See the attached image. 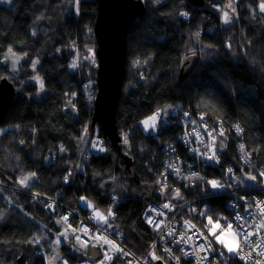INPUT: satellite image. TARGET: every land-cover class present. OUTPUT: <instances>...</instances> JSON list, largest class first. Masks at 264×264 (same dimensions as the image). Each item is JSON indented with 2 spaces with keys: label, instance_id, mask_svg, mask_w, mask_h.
<instances>
[{
  "label": "trees",
  "instance_id": "16d2710c",
  "mask_svg": "<svg viewBox=\"0 0 264 264\" xmlns=\"http://www.w3.org/2000/svg\"><path fill=\"white\" fill-rule=\"evenodd\" d=\"M145 1L146 13L135 20L128 34L126 75L116 110L119 134L127 135L135 162L134 174L127 176L128 187L122 191L114 190L111 182L125 165L122 156L99 125H91L96 61L93 67L70 69L75 46L88 62L86 57L96 48L97 2L12 0L9 5L0 4V79L10 76L2 62L7 49L27 54L17 81L9 77L24 94L0 125L3 182L16 184L21 173H35L29 192L56 198L63 210H79L75 207L82 196L97 207L112 209L126 245L137 254L147 251L153 236L142 218L146 205L166 198L181 202L200 188L193 181L184 182L185 175L159 176L169 160L163 150L181 131L173 106L181 103L190 116L205 113L208 121L222 122L228 136L239 123L245 132L242 143L253 155L251 165L264 169V11L260 10L264 0L236 2L235 17L227 25L220 19L223 0H206L201 7L190 0H155L157 5L151 4L154 0ZM38 21L48 31L35 37L30 27ZM252 50L260 56L257 64L249 58ZM192 55L197 63L178 83L181 67ZM35 59L47 90L39 99L35 98L37 86L30 80ZM169 105L170 123L156 135L147 133L141 121ZM85 134L90 139L106 138V150L87 158L88 150L83 158ZM224 153L228 164L239 163L232 141ZM78 164H83V170ZM164 178L173 182L163 184ZM113 191L126 197L119 198ZM13 197L17 203L13 201L12 206L0 201V264H16L20 258L22 264H46L61 226L29 193L16 192ZM200 200L202 220L229 213L223 194ZM68 255L72 261L85 257Z\"/></svg>",
  "mask_w": 264,
  "mask_h": 264
},
{
  "label": "rangeland",
  "instance_id": "374dc122",
  "mask_svg": "<svg viewBox=\"0 0 264 264\" xmlns=\"http://www.w3.org/2000/svg\"><path fill=\"white\" fill-rule=\"evenodd\" d=\"M223 3H226V5L222 9V12H221L222 15H221L220 19H221V23H223V25H227V24L232 23L231 19L235 17L234 10H235L236 2L234 4V1L223 0ZM0 4L9 5L10 3L5 2V0H0ZM151 4L157 5V2L154 0ZM229 4H231V7H228ZM225 12H227L229 15V22L228 23H225V19H224V13ZM40 24H41V22L38 21V24H36L35 27H34V25L30 27V32L35 37H36L38 32L48 31L44 26H42ZM96 48H97V43H96ZM96 48L93 52L95 53L94 62L96 61V69H97ZM8 50L9 49H7L2 54V62L8 66V70L10 72L9 77L12 78L14 81H17V79H18L17 76H20V74L22 72L21 71V65L27 59V54L17 52L13 49H12V53H9ZM74 52L75 53L70 60V69L72 71H80L81 69H84L90 65L92 66V64H94V62L92 60L89 59V62H88V61L83 60L80 57V54L77 50V46H75ZM74 63L76 64V67H72V65ZM33 64H35V67H33ZM38 67H39V61L37 59H35L31 65L32 76H31L30 80L37 86L35 98L39 99V98H41L47 94V90L44 88V83H43V80L41 78L40 73L38 72ZM36 77H39V79H35ZM95 78H96V74H95ZM41 81L43 83V87H41ZM96 88H97V86H96ZM89 96H90V94H89ZM68 106L73 108V110L75 108V106H73L72 104H69ZM173 107L176 109V106H173ZM171 109H172V106L169 105V106L159 110L157 113L154 114V115L158 114L157 117L161 116V119L156 118L154 128H151V127L145 128L144 124L142 123L143 121L147 120L149 117H151L153 115H150L147 118H145L144 120H142L141 126L143 127V129L147 133L156 135L160 128L165 127L170 123L169 115L171 113ZM178 111H179V115L174 114V109L172 110V114L174 115L175 118H177L179 124L182 122V119H183L184 124H186L187 118H189L190 123L188 126L184 125L183 127L180 124L179 126L181 128V131L178 134L177 139L175 141H170L166 144L163 151H164L165 155L170 154V155H167V157L169 156V160L166 162V164L171 162V159L174 155L179 156L182 159L184 166H185V169H186L185 174H183V176L185 175L184 182L190 183L191 181H193L192 184L193 185L199 184L200 188H199V191L197 192L196 195H194L191 198L186 197L181 202H176V201H173V200L168 199V198H166L164 200H170L173 203H175L179 208H182L181 215L192 217L193 219L200 222L204 227L205 226L204 220L208 221V217H210V216L205 217L204 220H202L200 218V206H199V204L201 203L200 199L201 198H207V197L213 196L215 194H222L219 190L220 186L214 188V187H212L211 184L208 183V181L215 180L218 182L222 173L229 166V164L224 159H223V163L221 164V166H219L218 169H217V167L210 164L211 159L209 157H210L211 146H214L215 150L217 151V129H218V125L221 126V128L223 129L225 136H227V137H229V136L226 135V128L224 127L222 122H217V120H214V121H208L207 119L204 120V118H206L205 113H202L199 116L198 115H196V116L191 115L190 116V114L187 112V109L182 107L181 103H179ZM187 113L189 114V117L186 115ZM201 117H203V120H201ZM204 121L206 124L205 128H203V125H202V122L204 123ZM215 126H217V128ZM232 128L233 127H231V130H232ZM237 129H240V130L238 131ZM244 134H245L244 128L238 123L234 127L233 132H232V137L235 140V144H234L235 153L237 156H241L247 150V147L244 146L242 143L244 141ZM183 135L188 136V139L186 140V142H188V144L184 148L180 147V144L183 141L182 140ZM223 140H224V138L222 139V137H221V141L218 143L220 147H221V142ZM81 144L83 147V150L81 152V155L83 156V158H84V154L88 150L89 151L87 153V158H89V156L92 153L102 154V152H104L106 150V141L101 139L99 135L90 139L89 136L85 134V137H84ZM94 144H96L97 147L94 148L93 147ZM120 145H121L120 147L122 148L121 150L124 151L125 154L131 156V144L129 143L127 135L121 134ZM241 145H243V148H241ZM101 148L103 149L102 151L100 150ZM239 162H240V160H239ZM240 164H241V167H235L234 168V172H235L234 179H235L236 184L239 187V190H241L243 185L247 186V187L249 186L250 190H257L258 188L264 186V177H261L259 175V173L262 172L261 170L255 169L251 165V162L249 164H242L240 162ZM165 165L163 166V168L165 167ZM199 166L204 167V169H201V175L198 174ZM78 167H79V170H83V164H78ZM125 168H126V165H121L119 167V172L116 171L115 174L112 176L111 182L113 183L114 190L122 191L123 188L128 187V181L127 180H129V179L127 176L131 177L132 175L128 172L126 173ZM31 174L32 173H21L18 176V182H16V184H12V185H9L8 183H4V184L1 183L2 181L0 178V183H1V185H0V201L3 202L4 204H8L9 206L14 205V202H16V200L14 199L13 195L16 192L29 193L32 196V200L35 201L34 193L33 194L30 193L29 189H28L35 183L34 182L35 176L31 177L30 179H27L25 181V183L27 184V187H25L23 184L20 183L21 180H24L25 177H30ZM123 175H126L127 178L123 177ZM169 176L175 177L172 174ZM250 176H255L256 179L255 180L249 179ZM163 180H164L163 184H168V183L173 182L172 179H170V178H164ZM157 181L160 182V179H158ZM218 183L220 185V182H218ZM124 192L125 191H123L121 193H124ZM35 193H38V192H35ZM253 193L256 195H261V193H259L257 191H255ZM113 194L117 195L119 198L120 197H123V198L126 197L125 194H120L117 191H113ZM223 195H225V194H223ZM225 196L228 198V201H227V203H228L230 200V197L227 195H225ZM51 201H54L59 205V201H57L56 198H52ZM89 201L92 202L90 199H89ZM152 202H156V201H152ZM186 202H190V204L188 206L183 207V205ZM227 203H226V205H227ZM42 204L46 205L47 203H42ZM58 205L51 203V206L54 210ZM147 205H146V207H147ZM60 207H61V205H60ZM95 207H97V206H95ZM194 207L197 208L196 214H194L192 212ZM225 208H226V206H225ZM74 210H76V209H74ZM88 210H86L84 212L81 210H79V211L84 215H88L89 213L96 214V212L99 211L103 215L107 216L109 208L98 207V209H93V210H89V211ZM64 211L65 210H63L62 207L59 210H55V212L53 214L57 220H55L49 213H47L45 211L47 214H49L53 218V220L55 222H57V224L59 226H61L60 231L55 234L54 240L52 241V252L50 253V255L47 256L46 264H65V262L68 264H76L77 262H80V261H90V262L98 261L100 258V254L103 252V250L99 244V241L96 240L94 244H92V243L88 244L87 243V246L85 247L84 246L85 238H83L82 240L81 239L77 240V237L75 234V225L79 222V220H77L76 222H73L72 224L70 222H67L66 220H64V217H63ZM111 211H112L113 215L109 216L108 220H111L116 224V222L114 220V211L112 209H111ZM147 213H148V210H146V208H145L142 218H143L144 223L150 229L151 234H153L152 228L148 225V221L146 219ZM225 217L227 218L226 220L224 219ZM211 218H212V221H214V223L218 221L220 223V225L222 226V228H224V229L227 228L226 222L229 219V213L226 214L225 216H222V219H215L213 217H211ZM186 219H189V218H186ZM98 223L100 225L105 224L100 220H98ZM116 226L118 227L117 224H116ZM212 226L213 225H210L208 227V233L212 237L213 241L217 244V247L223 249L224 252L226 253L227 257L231 258L234 262L244 264V262L240 258L239 254L229 252L223 244H220L219 242H217L216 238L209 231V229L212 228ZM118 229H119V227H118ZM119 231H121L123 233L122 230L119 229ZM236 231H237V227L233 226V228L230 232H227L225 235L221 236V239H224L227 242H232L233 240L236 239V237L233 235V233H235ZM122 233L117 231V232H115L114 237L117 240H119L122 236L123 241L125 243L124 234L122 235ZM217 234L219 235V230H217ZM239 237H240V234H239ZM57 240H59L60 242L57 243ZM153 240H154V234L152 236V241H151L150 245L148 246V248H150L152 246ZM178 243H180L181 245H184L180 239L178 240ZM238 243L240 245V239L238 240ZM187 247H188V245H186V249H187ZM152 248H155V243L153 244ZM92 249H95V251L97 252V257L95 259L92 258V254H91ZM68 254H71V255L77 254L79 256H85V257L72 261V260H70ZM142 254H137V255H142ZM158 258L159 259H157L154 262V264H156V262L159 260H161L164 264H170L168 262V260L161 253H158ZM180 258H181V261L183 264H195L193 258H186L183 255V253L180 254ZM95 264H97V263H95Z\"/></svg>",
  "mask_w": 264,
  "mask_h": 264
},
{
  "label": "built area",
  "instance_id": "2783aa9c",
  "mask_svg": "<svg viewBox=\"0 0 264 264\" xmlns=\"http://www.w3.org/2000/svg\"><path fill=\"white\" fill-rule=\"evenodd\" d=\"M178 108L179 105H176V109H174L175 115H179ZM187 116L189 117L188 113ZM189 123L190 120L187 118L186 124H184L183 119L180 124L183 127L184 125L188 126ZM202 125L203 128H205L206 124L202 123ZM234 127L232 128V132ZM221 133H223V135H221ZM221 137L222 139L224 138V140L221 142L220 147L218 143L221 141ZM102 139L107 141L106 138ZM187 139L188 136H182L183 141L180 144V147L184 148L188 144V142H186ZM231 141L235 144L232 134L229 137L225 136L223 129L218 125L217 151L214 146H211L210 151V157H213L210 164L217 167V169L223 163L224 152H227ZM92 154L94 155L95 153ZM252 157L253 155L249 148L241 156H238L242 164H249L252 161ZM235 167L236 166L233 163H230L218 181L220 182V192L230 197V200L226 205L229 212V219L226 222V225L231 222L233 226L237 228L239 226L240 228L241 251L239 255L240 257H247L246 259H242L244 264H256V261H261V264H264V257L259 255L260 252H264V227H260L261 224H264V203H262L264 202V186L257 190H249L248 193L240 196L239 201L235 202L232 200L231 195L240 194L239 187L234 179ZM201 169H204V167L199 166L198 174L200 175ZM229 169H232V171L229 172ZM260 170L264 172L263 168ZM185 172L186 169L182 159L179 156L174 155L171 162L167 163L161 170L159 176L163 177V175H165L166 177H169V175L172 174L176 178H181ZM255 191L261 193V195L254 194L253 192ZM34 195L35 201L55 220H57L53 213L55 210L61 208L60 205L51 201V198H48L41 193H34ZM42 203L47 204L44 205ZM51 203L58 205L55 210L52 207H49ZM165 204L169 205V207L165 208ZM189 204L190 202H186L183 207L188 206ZM146 210H148L146 219L154 234L152 246L155 243V248H152L151 246L142 255H137L130 250L124 243L122 236L119 240L114 237L115 232H122L119 231L113 221L108 220L107 224L100 225L96 214L94 213L84 215L79 210H65L63 217H67V222L72 224L79 220L75 225L76 237H79L81 240L85 238V241H87L88 244H94L97 240L103 250L98 261H80L76 264H101V262H103V264H154L157 259L152 258L151 254L153 253L156 257H158V253H161L170 264H183L180 258L181 253H183L186 258H193L195 264H240L234 262L231 258H228L223 249L213 245L205 234L203 225L190 216L181 215L182 208H179L172 201L161 200L151 202L147 205ZM192 212L196 214L197 208L194 207ZM237 215L241 216L243 219L237 221L235 219ZM149 220L152 222L149 223ZM84 229L89 230L87 234H85ZM245 232L255 234L250 236L247 242H244L242 237ZM101 237L114 241L120 249H123V252L117 251L116 247L112 244L105 243ZM179 239L184 245L178 243ZM186 245H188L187 249ZM124 253H127V255ZM249 253L251 254L250 256L248 255ZM107 257H111V259H107Z\"/></svg>",
  "mask_w": 264,
  "mask_h": 264
},
{
  "label": "water",
  "instance_id": "95a60500",
  "mask_svg": "<svg viewBox=\"0 0 264 264\" xmlns=\"http://www.w3.org/2000/svg\"><path fill=\"white\" fill-rule=\"evenodd\" d=\"M98 3L95 21L97 69L95 83L94 110L91 125L102 129L113 147L118 149L126 165L125 171L134 174L133 158L121 149V136L116 122V110L120 99L123 80L126 75L127 39L129 31L138 18L147 10L145 0H96ZM196 7L204 5L205 0H190ZM195 55L189 56L181 67L178 83H181L194 69ZM23 95L10 80H0V125L8 110L15 106ZM11 184V183H10ZM92 258L97 257L95 249ZM16 264H22L20 258ZM156 264H164L161 260Z\"/></svg>",
  "mask_w": 264,
  "mask_h": 264
},
{
  "label": "snow or ice",
  "instance_id": "6c2138e0",
  "mask_svg": "<svg viewBox=\"0 0 264 264\" xmlns=\"http://www.w3.org/2000/svg\"><path fill=\"white\" fill-rule=\"evenodd\" d=\"M5 2H7V3H11L12 0H5ZM78 2H79V0H77V4H78ZM228 7H231V4H229ZM260 10H261V11H264V3H261V4H260ZM185 15H186V14H185ZM224 19H225V23H228V22H229V15H228L227 12L224 13ZM197 35H198V33H197ZM8 51H9V53H12V49H11V48H9ZM89 51L92 52L91 49H90ZM86 58H87V59H90V60H92V61L94 62V60H95V53L92 52V55H91L90 57H86ZM136 63L138 64L139 61H137ZM33 67H35V64H33ZM72 67H76V64L74 63V64L72 65ZM35 79H39V77H36ZM41 87H43V83H42V81H41ZM157 115H158V114H157ZM157 115H153V116L149 117L147 120H145V121L142 122V123L144 124L145 128H150V127H151V128H154V127H155V121H156ZM186 115H187V114H186ZM201 120H203V117H201ZM150 122H151V123H150ZM237 130L239 131L240 129H237ZM0 131H2V130H0ZM221 135H223V133H221ZM93 147L95 148V147H97V145L94 144ZM241 148H243V145H241ZM100 150L102 151L103 149L101 148ZM209 158L212 159L213 157H209ZM228 171L231 172L232 169H229ZM259 175H260L261 177H264V172H260ZM34 176H35V173H32L30 177H25L24 180H21V181H20V183L23 184L25 187H27V184L25 183V181H26L27 179H30L31 177H34ZM249 179L255 180L256 177H255V176H250ZM208 183L211 184L212 187H214V188L220 186L219 183H218L217 181H215V180H210V181H208ZM177 195H179V191H177ZM262 203H264V202H262ZM89 206H91V205H89ZM49 207L51 208L52 206L49 205ZM164 207L167 208V207H169V205L165 204ZM153 211H155V210H153ZM112 215H113V213H112L111 209L108 210L107 216L103 215V214L100 213L99 211L96 212V217H97V219L100 220V221H102V222L105 223V224L108 223V217H109V216H112ZM224 219L226 220L227 218L225 217ZM235 219H236L237 221H240V220H242L243 218H242L241 216L237 215V216L235 217ZM64 220H67V217H64ZM151 222H152V221L149 220V223H151ZM208 224H209V225H213L212 228L209 229V231H210L211 234L216 238L217 242H219L220 244H223V245L227 248V250H228L229 252H231V253H235V254H239V253H240L241 249H240V245H239V243H238V240L241 239V238L239 237V231H240L239 226H238V228H237V231H236L235 233H233V235L236 237V239L233 240L232 242H227V241H225L224 239H221V236L225 235L227 232H230V231L232 230L233 225H232L231 222H229V223L227 224V228L224 229V228H222V226L220 225V223H219L218 221L215 222V223L213 224L212 218H211V217H208ZM205 227H208V225H205ZM260 227H264V224H261ZM217 230H219V235L217 234ZM88 231H89L88 229H84L85 234H87ZM254 234H255V233H248V232H245L244 236L242 237V240H243L244 242H247V241L249 240V237L252 236V235H254ZM62 235H63V234H62ZM79 239H80V238L77 237V240H79ZM101 239H103L105 243L112 244L114 247H116L117 251L123 252V249H120V248L115 244L114 241L107 240V239L104 238V237H101ZM37 242H39V241L37 240ZM59 242H60V241L57 240V243H59ZM84 246H85V247L87 246V241L84 242ZM124 254L127 255V253H124ZM151 255H152V258H153V259H159L158 257L155 256L154 253L151 254ZM248 255L250 256L251 254L249 253ZM259 255L262 256V257H264V252H260ZM240 258H241V259H246L247 257H245V256H241ZM107 259H111V257H107ZM65 264H66V262H65ZM101 264H103V262H101ZM256 264H261V261H256Z\"/></svg>",
  "mask_w": 264,
  "mask_h": 264
},
{
  "label": "bare ground",
  "instance_id": "6f19581e",
  "mask_svg": "<svg viewBox=\"0 0 264 264\" xmlns=\"http://www.w3.org/2000/svg\"><path fill=\"white\" fill-rule=\"evenodd\" d=\"M96 1V0H95ZM231 1H234V4H235V2H238L239 0H231ZM97 2V1H96ZM204 5H206V0H205V3H204ZM226 5V3H224V6ZM96 7L98 8V3H96ZM224 8V7H223ZM97 14H98V12H97ZM96 14V15H97ZM222 15V14H221ZM233 20V18L231 19V21ZM93 29H94V36H95V24H94V26H93ZM95 39H96V36H95ZM249 58H250V60L252 61V62H254V63H256L257 64V61H258V59L260 58V56H259V54L257 53V52H255L254 50H252L251 51V53H250V55H249ZM3 78H7L8 80H10L15 86H16V84L9 78V77H2L1 79H3ZM16 87H18V86H16ZM21 91H23L22 90V88H20V87H18ZM23 94H24V91H23ZM207 118H204V120H206ZM203 123V122H202ZM204 123H205V121H204ZM203 123V124H204ZM216 128H217V126H215ZM239 161V160H238ZM235 166L236 167H241V164H240V162L239 163H235ZM258 170V169H257ZM0 178H1V183H8L9 185H12L13 183H12V181H8V180H6V182H3V178H2V176H1V174H0ZM1 183H0V185H1ZM11 183V184H10ZM249 190H250V188H249V186L247 187V186H242V188H241V190H240V194L239 195H231V198H232V200H234L235 202L236 201H239L240 200V196L241 195H244V194H246V193H248L249 192ZM86 198L87 200H89L87 197H85V196H82V197H80L79 198V206H76V208L77 209H79V210H81L82 208H83V206H81V204H80V199L81 198ZM217 219H222V217H220V218H217ZM205 221V225H208V227L210 226L209 224H208V221H206V220H204ZM213 223H214V221H213ZM208 227H203L204 228V232H205V234L207 235V237L209 238V241L213 244V245H215V246H217V244L213 241V239H212V237L210 236V234L208 233Z\"/></svg>",
  "mask_w": 264,
  "mask_h": 264
},
{
  "label": "crops",
  "instance_id": "0c3cea01",
  "mask_svg": "<svg viewBox=\"0 0 264 264\" xmlns=\"http://www.w3.org/2000/svg\"><path fill=\"white\" fill-rule=\"evenodd\" d=\"M157 118H160L161 119V116H158ZM36 181V176H35V180H34V182ZM80 204H81V206H83V211H86V210H93V209H98V207H95L96 205L95 204H93L92 202H90L89 200H87L86 198H81L80 199ZM89 205H91V206H89ZM88 210V211H89Z\"/></svg>",
  "mask_w": 264,
  "mask_h": 264
}]
</instances>
